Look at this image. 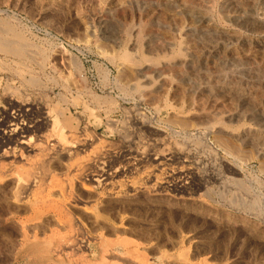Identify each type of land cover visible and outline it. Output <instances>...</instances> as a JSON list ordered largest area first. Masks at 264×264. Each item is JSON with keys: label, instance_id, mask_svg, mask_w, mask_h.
Here are the masks:
<instances>
[{"label": "rangeland", "instance_id": "374dc122", "mask_svg": "<svg viewBox=\"0 0 264 264\" xmlns=\"http://www.w3.org/2000/svg\"><path fill=\"white\" fill-rule=\"evenodd\" d=\"M229 1L211 0L208 11L235 38H219L224 54L253 56L250 68L264 74V25L225 20ZM242 1L262 12V0ZM199 8L198 0H0L1 145L17 108L33 125L28 146L0 145V264H264V155L236 137L264 135L254 99L201 77L186 82L176 68L148 84L136 73L186 57V10ZM164 39L172 44L161 52ZM191 39L200 57L204 37ZM236 69L224 70L221 86ZM257 76L232 87L262 93ZM100 170L111 172L106 187Z\"/></svg>", "mask_w": 264, "mask_h": 264}, {"label": "bare ground", "instance_id": "6f19581e", "mask_svg": "<svg viewBox=\"0 0 264 264\" xmlns=\"http://www.w3.org/2000/svg\"><path fill=\"white\" fill-rule=\"evenodd\" d=\"M190 1V0H188ZM200 2V4L202 5V8H199L198 10H186V15H188L187 17L190 19L189 21V24L186 26L185 25V31H184V34L189 37L190 41L192 40L191 38L192 37H195V36H198L199 38L202 39V37H204V40H201V41H197V39L195 40V43L197 41V43L200 42V45H201V56L200 57H197L195 52H193L192 49H190V45L189 42H187L184 46H185V51H187L186 53V57L182 58V59H178V60H173L171 63H162L160 66H151L148 64V65H145V66H138L136 68V73H137V76L140 77V79L142 80V83H144L143 81H149L151 77H154L156 80H158L159 82L163 81L165 79V76H166V72L167 70H169L170 68H176V70L178 69L179 71V74L180 76L182 75L181 78H184L185 77V80L186 82H192L196 77H201L204 79V83L206 84V82L210 83V81L214 82V84L216 83L218 86L220 87H224V91H226L229 95H233L235 96L239 101L243 102V103H246L248 102L247 99H249L250 97L253 98L254 102L252 101L253 103V107L255 106L256 107V112L255 113V119L259 122H263L264 121V110H261V107L260 109H258V105L261 104L263 101H264V92L262 91V93H258L256 94V91H255V95L254 96H250V94H248L249 92H247L246 94L239 91L237 88H233V84L234 82H243L248 80V79H254V76H255V79L259 78L257 75H264V74H261L260 70H256L255 71H252V69L250 68V66L252 65H249L250 62H254V58H252L253 56H249L248 58H245L247 60H241V56H237L236 54L237 53H233V54H229V56L225 55V51L227 49L226 47V40L227 39H231L233 38L234 36L231 35V33L229 32H226L224 30H221L220 27L218 28L217 26H215V24L213 25V22H211V19L209 17V14H208V11H210V7H209V2L211 0H198ZM213 1V0H212ZM242 0H230V4H229V7L231 8V10L229 8L227 9H222L223 10V15H224V18L225 20L229 21V22H232V23H236L237 24H249V25H252L253 27L255 26H263L264 25V0H262V12H260V14H256L254 12V9H252V7L250 8H247L244 6V3L241 2ZM248 1V0H246ZM250 1V0H249ZM169 3V2H168ZM179 3V2H178ZM176 3V1H173V3H171L170 1V5L171 6H181L180 4ZM190 3V2H189ZM192 3V2H191ZM198 3V2H196ZM252 4V2H250ZM250 3H248L250 5ZM162 4V3H161ZM167 4V3H166ZM165 4V5H166ZM246 4V3H245ZM164 5V6H165ZM199 5V4H198ZM211 5V4H210ZM163 6V7H164ZM259 7V6H258ZM128 9V8H127ZM178 9V8H177ZM182 9H183V6H182ZM209 9V10H207ZM261 9V8H259ZM167 10V9H166ZM165 10V11H166ZM169 10V9H168ZM174 10V9H173ZM184 10V9H183ZM181 10V11H183ZM177 11H180V10H177ZM261 11V10H260ZM259 12V11H258ZM184 13V12H183ZM175 14V13H174ZM179 14H181V12H179ZM169 15V14H168ZM167 15V17H168ZM185 15V14H184ZM221 15V14H220ZM219 15V16H220ZM174 16V15H173ZM170 15V17H173ZM176 18V17H175ZM174 19V18H173ZM97 20V19H96ZM170 20H172L170 18ZM122 21V20H121ZM226 21V22H227ZM228 22V23H229ZM179 23V22H178ZM136 25V24H135ZM239 26V25H238ZM169 27V26H168ZM249 27V26H248ZM264 27V26H263ZM125 28V27H124ZM136 29V28H135ZM261 30V29H260ZM118 31V29H117ZM121 31V30H120ZM175 31V30H174ZM131 32V31H130ZM172 32V31H171ZM177 32V31H176ZM134 33V32H133ZM159 34V33H158ZM182 34V33H181ZM137 35V34H136ZM135 35V37H137ZM165 35V34H164ZM236 36V35H235ZM16 37V36H15ZM134 37V38H135ZM150 37V36H149ZM169 37V36H168ZM213 38H217V40L220 38H222L224 41L222 40H218L216 41V43L213 42ZM156 39V37H155ZM153 39V41L155 40ZM195 39V38H194ZM235 39V38H233ZM171 40V39H170ZM182 40H184L182 38ZM241 40V39H240ZM157 41V40H155ZM154 41V42H155ZM186 40H184L185 42ZM235 41V40H234ZM5 42H8V41H5ZM18 42V41H17ZM113 42V41H112ZM136 42V41H135ZM153 42V43H154ZM183 41H181V44H182ZM202 42V44H201ZM9 43V42H8ZM11 43V42H10ZM192 43V42H191ZM230 43V42H229ZM136 44V43H134ZM159 44V43H158ZM157 44V45H158ZM171 42L169 41V39H164V40H161V44L158 45V49L157 50H163L164 49H168L170 48L171 46ZM231 44V43H230ZM261 44V43H259ZM259 44H256V45H259ZM263 44V43H262ZM21 45V44H20ZM24 45V44H23ZM132 45V44H131ZM137 45V44H136ZM14 46V44H13ZM135 46V45H134ZM192 46V45H191ZM15 47V46H14ZM13 47V49H14ZM193 47V46H192ZM198 47V46H197ZM241 47V46H240ZM9 48V46H8ZM7 48V49H8ZM134 48V47H133ZM161 48V49H160ZM183 48V47H182ZM195 48V47H193ZM6 49V48H5ZM11 49V47H10ZM20 49V48H18ZM24 49V47H23ZM12 50V49H11ZM161 50V52H162ZM17 51V49H16ZM16 51H14L13 53H17ZM230 51V50H229ZM241 51V50H240ZM12 52V51H10ZM154 52H157L154 50ZM234 52V51H233ZM30 53V52H29ZM151 53V51H150ZM180 53V51H179ZM38 54V52H37ZM127 54V53H126ZM200 54V53H199ZM228 54V53H227ZM247 55V52L245 53ZM19 55H20V52H19ZM249 55V54H248ZM247 55V56H248ZM124 56V55H123ZM183 56V55H182ZM126 57V56H125ZM178 57V56H177ZM177 57H174L175 59H177ZM181 57V56H179ZM245 56L243 55V58ZM33 58V57H32ZM210 59V62L208 61ZM225 59V60H224ZM254 59V60H253ZM39 61V60H38ZM146 61V60H145ZM211 61L213 62V66L209 67L208 65V62L210 63L211 65ZM126 62V61H125ZM197 62V64H196ZM256 62V61H255ZM39 63V62H38ZM134 63V62H133ZM41 64V63H40ZM153 64V63H152ZM208 64V65H207ZM258 65V64H257ZM135 66V65H133ZM240 66V67H239ZM229 67H237L236 71L233 73L234 76L231 77V80L229 81L228 79V84L224 85V86H221L222 85V82L223 81V74H224V70L226 68H229ZM126 70V69H125ZM119 71V70H118ZM230 71V70H229ZM233 71V69H232ZM129 72V71H128ZM127 73V72H126ZM125 73V75H126ZM131 73V72H130ZM168 73V72H167ZM228 73V72H227ZM175 74V73H174ZM124 76V75H123ZM132 76V74H131ZM168 76V75H167ZM230 76V75H229ZM124 78V77H123ZM122 78V79H123ZM129 78V77H128ZM134 78V77H133ZM132 78V79H133ZM179 78V77H178ZM200 78V79H201ZM167 79V78H166ZM180 79V78H179ZM199 79V78H198ZM226 79V78H225ZM38 80V79H37ZM39 81V80H38ZM196 81V80H194ZM127 82V81H126ZM150 82V81H149ZM256 82V81H255ZM203 83V82H202ZM227 83V81H226ZM148 84V82L146 83ZM164 84V83H163ZM162 84V85H163ZM167 84V83H166ZM201 84V83H200ZM213 84V83H212ZM225 84V82H224ZM242 84V83H241ZM247 84V83H246ZM251 84V83H250ZM160 85V86H162ZM197 85V84H195ZM253 85V84H252ZM264 85V84H263ZM187 86V85H186ZM188 87V86H187ZM190 87V85H189ZM251 87V86H250ZM254 87V86H252ZM258 87V86H257ZM206 88V87H205ZM209 88V86H208ZM207 88V89H208ZM219 88V87H218ZM9 89V88H8ZM122 89V88H121ZM195 89V88H194ZM221 89V88H220ZM253 89V88H252ZM255 89V88H254ZM206 90V89H205ZM125 91V90H124ZM178 91V90H177ZM192 92V91H191ZM145 93V92H144ZM147 94V93H146ZM178 94V93H177ZM144 95V94H143ZM149 95V94H148ZM223 95V94H222ZM118 96V95H117ZM154 96V95H153ZM142 97V96H141ZM202 97V96H201ZM12 99V98H11ZM111 99V98H110ZM9 100V99H8ZM109 100V99H108ZM112 101V100H111ZM128 101V100H127ZM126 102V101H125ZM151 102V101H150ZM97 103V102H96ZM156 103V102H155ZM92 104V103H91ZM100 104V103H99ZM102 104V103H101ZM212 104V103H210ZM239 104V103H238ZM50 105V104H49ZM248 105V104H247ZM42 107V106H41ZM187 107V106H186ZM44 108V107H43ZM42 108V109H43ZM103 108V107H102ZM39 109V108H38ZM41 109V110H42ZM107 109V108H106ZM254 109V108H253ZM15 110V109H14ZM22 110V109H21ZM20 109L17 108V113L11 115L7 121L9 122L7 127L5 128L6 130L4 131V135H3V142H2V145H1V142H0V145H1V151L4 153L6 151H8L6 149L5 151V146H11V145H22V146H25L26 145L28 146V143H30L32 137L30 136L31 135V131H32V128H33V125H26V123H23L24 121L21 119L22 116H24V114H22ZM85 110V109H84ZM30 111V109H29ZM217 111V110H216ZM98 112V111H97ZM205 112V111H204ZM40 113V112H39ZM194 113V112H193ZM252 115V114H251ZM26 116V114H25ZM237 116V115H236ZM24 118V117H23ZM250 118V117H249ZM46 119V118H45ZM189 119V118H188ZM28 120V118H27ZM32 120V119H31ZM38 122V121H37ZM36 122V123H37ZM45 122V121H43ZM202 122V121H201ZM5 123V122H4ZM3 123V125H4ZM2 124V123H1ZM33 124V123H32ZM39 124V123H38ZM47 124V123H46ZM115 124V123H114ZM189 124V123H188ZM187 124V125H188ZM2 125V126H3ZM6 126V125H5ZM253 126V125H252ZM36 128V127H35ZM35 128H34V131H35ZM4 129V128H3ZM245 129V127H244ZM42 130V129H41ZM248 130V129H247ZM261 130V129H260ZM31 132V133H30ZM65 132V131H64ZM30 133V135H29ZM37 133V132H36ZM257 133L255 132H244L242 134H238V138H240L241 141H244V142H247L251 145L254 146V148L256 149V151L258 153H261L264 155V135L261 136L259 135H256ZM91 135V134H90ZM48 136V135H47ZM72 136V135H71ZM88 136V135H87ZM93 136V135H92ZM74 137V136H73ZM69 138V136H68ZM72 138V137H71ZM70 138V139H71ZM219 138V137H218ZM89 139V138H88ZM87 139V140H88ZM92 139V138H90ZM81 140V139H80ZM86 140V141H87ZM237 140V139H236ZM2 141V140H1ZM85 141V140H84ZM83 142V141H82ZM81 143V142H80ZM79 143V144H80ZM86 143V142H85ZM73 144V143H72ZM84 144V143H82ZM66 145V144H64ZM71 145V143H70ZM21 146V147H22ZM56 146V145H55ZM17 147V146H16ZM67 147V146H66ZM7 148V147H6ZM65 148V147H64ZM74 148V147H73ZM96 148V147H95ZM253 148V147H252ZM14 149V147L12 148ZM44 149V148H43ZM101 149V148H100ZM11 150V149H10ZM75 150V149H74ZM162 150V149H161ZM53 151V150H52ZM62 151V150H61ZM98 151L97 149L95 150V152ZM1 152V153H2ZM100 152V151H98ZM2 153V154H3ZM101 153V152H100ZM7 154V153H6ZM5 154V156H6ZM46 155V154H45ZM50 155V154H49ZM54 155V154H53ZM57 155V154H56ZM96 155V154H95ZM94 156V155H93ZM169 156V155H168ZM37 157V156H36ZM53 157V156H52ZM95 157V156H94ZM98 157V156H97ZM138 157V156H137ZM156 157V156H155ZM51 158V157H50ZM71 158V157H70ZM88 158V157H87ZM101 158V157H100ZM131 158V157H130ZM158 158V157H157ZM162 158V157H161ZM56 159V158H55ZM73 159V158H72ZM97 159V158H96ZM105 159V158H104ZM137 159V158H136ZM71 160V159H70ZM84 160V159H83ZM133 160V159H132ZM163 161V160H162ZM35 162V161H34ZM37 162V161H36ZM38 163V162H37ZM77 163V162H76ZM96 163V162H95ZM141 163V162H139ZM162 163V162H160ZM165 163V162H164ZM36 164V163H35ZM166 164V163H165ZM65 165V164H64ZM63 166V165H62ZM68 166V165H67ZM80 166V165H79ZM157 166V165H156ZM47 167V166H46ZM84 167V166H83ZM87 167V166H86ZM111 167V166H110ZM120 167V166H119ZM35 168V167H34ZM66 168V167H65ZM89 168V167H88ZM73 169V168H72ZM87 168H85L86 170ZM83 170V169H82ZM88 170V169H87ZM90 170V169H89ZM95 170V169H94ZM116 170V169H115ZM150 170V169H149ZM79 171V170H78ZM81 171V170H80ZM101 171V170H100ZM106 171V170H105ZM110 171V170H109ZM108 171V172H109ZM50 172V171H49ZM76 172V171H75ZM99 172V171H98ZM102 172V171H101ZM115 172V171H113ZM71 173V172H70ZM69 173V174H70ZM111 174V172H109ZM109 173H105V172H102L101 174H99L98 177H100V181L103 182L102 180H104V184H105V187L106 185L110 184L111 183V175ZM188 173V172H187ZM51 174V173H50ZM75 174V173H74ZM94 174L97 176L96 172H94ZM115 174V173H114ZM124 174V173H123ZM181 174V173H180ZM72 175V174H71ZM93 175V174H92ZM94 175V176H95ZM172 175V174H171ZM184 175V174H183ZM33 177V176H32ZM31 177V178H32ZM81 177V176H80ZM43 178V177H42ZM144 178V177H143ZM147 178V177H146ZM26 179V177H25ZM79 179V178H78ZM82 179V178H81ZM139 179V178H138ZM167 179V178H166ZM181 179V178H180ZM24 180V179H23ZM94 180V179H93ZM91 180V181H93ZM97 180V179H96ZM145 180V179H144ZM34 181V180H32ZM41 181V180H40ZM68 181V180H66ZM179 181V180H178ZM183 181V180H182ZM190 181V180H189ZM193 181V180H192ZM31 182V180H30ZM43 182V181H42ZM41 182V183H42ZM84 182V181H83ZM119 182V181H118ZM125 182V181H124ZM165 182V181H164ZM194 182V181H193ZM200 182V181H199ZM40 183V182H39ZM40 183V185H41ZM57 183V182H56ZM55 183V185H56ZM60 183V182H59ZM170 183V182H169ZM187 183V182H186ZM185 183V184H186ZM19 184V182H18ZM103 184V183H102ZM103 184V185H104ZM147 184V183H146ZM157 184V183H156ZM182 184V183H181ZM179 184V185H181ZM184 184V183H183ZM36 185V184H35ZM66 185V183H65ZM121 185V184H120ZM171 185V184H170ZM197 185V184H196ZM24 186V185H23ZM63 186V184H62ZM61 186V187H62ZM69 186H71L69 184ZM178 186V184H177ZM38 187V186H37ZM64 187V186H63ZM66 187V186H65ZM101 187V186H100ZM160 187V186H158ZM180 187V186H179ZM178 187V188H179ZM102 188V187H101ZM124 188V186H123ZM181 188V187H180ZM21 189V188H20ZM25 189V188H24ZM37 189V188H36ZM135 189V188H134ZM195 189V187H194ZM19 190V189H18ZM103 190V189H102ZM24 191V190H23ZM60 191V190H59ZM107 191V190H106ZM185 191V190H184ZM18 193V192H17ZM101 193V192H100ZM19 194V193H18ZM102 194V193H101ZM122 194V193H121ZM61 195V194H60ZM62 196V195H61ZM111 196V195H110ZM101 199V198H100ZM97 201V200H96ZM60 206V205H59ZM58 209V208H57ZM65 210V208H64ZM85 211V210H84ZM65 213V212H64ZM87 213V212H86ZM88 215V214H87ZM67 216V215H66ZM85 216V215H84ZM92 216V215H91ZM88 217V216H87ZM86 218V217H85ZM99 220V219H98ZM96 221V219H95ZM97 222V221H96ZM98 223V222H97ZM105 224V222H104ZM112 228V227H111ZM121 228V227H120ZM71 229V228H70ZM75 230V229H74ZM80 230V229H79ZM120 230V229H117V231ZM77 231V230H76ZM81 231V230H80ZM79 231V232H80ZM100 231V230H99ZM113 231V230H112ZM102 232V231H101ZM122 232V231H121ZM71 233L73 234L72 230H71ZM82 233V232H81ZM80 233V234H81ZM109 234V233H108ZM111 234V233H110ZM74 235V234H73ZM104 237V236H103ZM70 240V239H69ZM64 244V243H63ZM71 244V243H70ZM129 248V247H128ZM107 250V249H106ZM131 250V249H130ZM128 251V249H127ZM101 253V252H100ZM132 254V253H131ZM135 254V253H134ZM132 254V255H134ZM104 256V255H103ZM136 257V256H135ZM134 259V258H133ZM103 261V260H102Z\"/></svg>", "mask_w": 264, "mask_h": 264}]
</instances>
